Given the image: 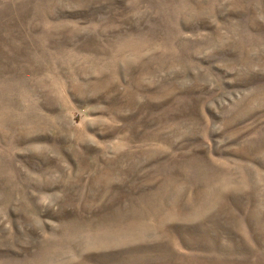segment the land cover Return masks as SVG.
I'll list each match as a JSON object with an SVG mask.
<instances>
[{
	"label": "rangeland",
	"instance_id": "rangeland-1",
	"mask_svg": "<svg viewBox=\"0 0 264 264\" xmlns=\"http://www.w3.org/2000/svg\"><path fill=\"white\" fill-rule=\"evenodd\" d=\"M0 264H264V0H0Z\"/></svg>",
	"mask_w": 264,
	"mask_h": 264
}]
</instances>
